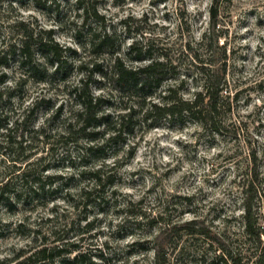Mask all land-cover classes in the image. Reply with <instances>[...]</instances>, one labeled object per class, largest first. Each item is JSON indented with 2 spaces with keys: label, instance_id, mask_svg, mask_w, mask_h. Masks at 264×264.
Returning a JSON list of instances; mask_svg holds the SVG:
<instances>
[{
  "label": "rangeland",
  "instance_id": "1",
  "mask_svg": "<svg viewBox=\"0 0 264 264\" xmlns=\"http://www.w3.org/2000/svg\"><path fill=\"white\" fill-rule=\"evenodd\" d=\"M22 33L57 46L61 73L50 76V54L32 43L31 61L48 75L23 77L10 53ZM105 34L113 47L99 49ZM144 47L165 65L147 100L156 105L170 89L192 99L201 63L226 69L230 98L239 94L220 135L188 119L142 123L138 98L117 92L110 74L115 61L148 63L136 60ZM5 55L0 188L8 184L20 200L0 204V264H49L26 259L58 239L75 252L54 264L76 254L86 264H157V250L163 264H256L243 206L247 199L264 228V0H0ZM87 98L100 99L92 111L111 117L133 108L125 143L90 142L78 130L74 115ZM249 174L256 193L245 196Z\"/></svg>",
  "mask_w": 264,
  "mask_h": 264
},
{
  "label": "trees",
  "instance_id": "2",
  "mask_svg": "<svg viewBox=\"0 0 264 264\" xmlns=\"http://www.w3.org/2000/svg\"><path fill=\"white\" fill-rule=\"evenodd\" d=\"M218 0H216L217 3ZM211 18L214 20L216 18V12L214 8L211 7L210 10ZM213 28L216 23L213 22ZM23 35L20 38L19 44L16 49H13L10 53H18L20 58V63H18L19 69L22 71L23 77H34L42 74L46 77L47 70L41 66V63H35L31 61L30 50L34 44L36 49L43 50L48 52L51 56V63L54 69L51 72L50 76L54 77L61 73L60 68V53L57 50V46L51 41L45 40V36L48 37L49 32L45 33V36L40 35L34 37L31 34L22 33ZM40 37V38H39ZM50 38V37H49ZM96 47L99 49L105 47H113L112 37L105 34L100 38ZM92 46V43H91ZM135 46L132 45L133 49ZM15 47V46H14ZM11 48V47H9ZM145 48V49H144ZM137 51L138 54L144 52L143 55H138V62H145L143 66L128 68L124 67L118 61H115L112 65L110 79L113 82V88L119 93H134L138 98L137 108L141 113L142 123L148 122L150 125L154 124L162 118H168L174 121H184L185 119L193 120L199 123L202 128L209 130L213 135L218 136L226 129L224 121L226 116L231 112V103L230 101H236L239 91H234V95L230 98V93L227 90V82L225 77L226 69L214 70L215 66L211 63H201L203 65L199 66V75H200V90L194 93L192 99L182 100L180 97H175V91L168 90V95L165 98L166 103L162 105H156L153 103L147 102L148 97L152 94L151 92L154 89H157L161 86L163 82V73L165 70V65L157 59H150L146 57L145 54L148 53V48L144 47ZM9 56V54L7 55ZM6 55L0 58V67H5ZM226 63H223V67H226ZM42 67V70H40ZM264 72V70H263ZM39 80H43L42 77ZM60 81H64V76L61 77ZM264 83V79L259 82ZM82 90L81 88L77 91ZM173 96V97H172ZM81 98V96L79 95ZM1 99V96H0ZM101 102L98 98H87V101H82L80 103L81 109L77 112L75 116V123L78 127V130L86 136L90 142L96 139H101L103 145H117L119 143H125L126 137L134 132V116L135 111L133 108L127 109L125 113H119L115 117L110 115L99 114L95 111H92L97 105ZM101 147H104V146ZM101 149V148H100ZM89 151L92 150V147H89ZM251 160L254 161V156H249ZM251 162V161H250ZM28 177V176H24ZM25 178V182H28V179ZM249 181L243 186L242 191L245 194H255L256 188L253 187V177L249 174ZM8 184L0 188V204L5 205L7 208L11 205L17 203L20 199L18 194L8 193L6 190ZM34 193V192H33ZM244 207V216H243V230L244 234L248 239H251L255 244L256 255L255 262L256 264H262L264 261V242L261 241V237L264 235V228H261L257 225V219L254 217L252 211V205L250 202L245 199ZM55 242L59 243L58 245L49 248L41 244L37 249H34L33 253L27 257L26 261H35L38 263H49L54 264L57 259H67L70 254L75 252L72 248L69 250L63 249L66 246L72 247V244L64 243L62 239H58ZM60 243L62 246H60ZM64 246V247H63ZM223 256H225L223 254ZM228 257L230 255H227ZM164 254L161 251H155V259L157 264L164 263ZM227 257V258H228ZM85 256L82 254H76L68 264H86L84 261ZM230 258V257H229ZM88 264H92L88 261Z\"/></svg>",
  "mask_w": 264,
  "mask_h": 264
}]
</instances>
